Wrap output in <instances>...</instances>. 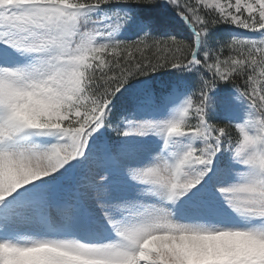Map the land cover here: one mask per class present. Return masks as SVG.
I'll return each instance as SVG.
<instances>
[{"label": "snow or ice", "instance_id": "6c2138e0", "mask_svg": "<svg viewBox=\"0 0 264 264\" xmlns=\"http://www.w3.org/2000/svg\"><path fill=\"white\" fill-rule=\"evenodd\" d=\"M0 264H264V0H0Z\"/></svg>", "mask_w": 264, "mask_h": 264}, {"label": "trees", "instance_id": "16d2710c", "mask_svg": "<svg viewBox=\"0 0 264 264\" xmlns=\"http://www.w3.org/2000/svg\"><path fill=\"white\" fill-rule=\"evenodd\" d=\"M157 14L161 17V22H162V26H161L160 30L157 32V34H163L165 31L170 30V25L172 23V18L174 17V13H171L170 11H167L164 9H160V10H157ZM220 30H221V32H227V31H231L232 29L228 25H222V26H220ZM238 31H240V30H238ZM249 34L254 35L251 32L246 33V35H249ZM256 35H258V34H256Z\"/></svg>", "mask_w": 264, "mask_h": 264}, {"label": "rangeland", "instance_id": "374dc122", "mask_svg": "<svg viewBox=\"0 0 264 264\" xmlns=\"http://www.w3.org/2000/svg\"><path fill=\"white\" fill-rule=\"evenodd\" d=\"M231 27V26H230ZM240 31H242V30H240ZM248 33H250V32H248ZM244 34H246V33H244ZM250 35V34H249ZM22 235H24L23 233H22Z\"/></svg>", "mask_w": 264, "mask_h": 264}]
</instances>
